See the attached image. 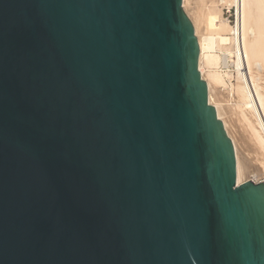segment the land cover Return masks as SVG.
I'll return each instance as SVG.
<instances>
[{"label": "water", "instance_id": "water-1", "mask_svg": "<svg viewBox=\"0 0 264 264\" xmlns=\"http://www.w3.org/2000/svg\"><path fill=\"white\" fill-rule=\"evenodd\" d=\"M183 0H0V264H264Z\"/></svg>", "mask_w": 264, "mask_h": 264}, {"label": "bare ground", "instance_id": "bare-ground-1", "mask_svg": "<svg viewBox=\"0 0 264 264\" xmlns=\"http://www.w3.org/2000/svg\"><path fill=\"white\" fill-rule=\"evenodd\" d=\"M189 1L183 0V5L199 40V67L208 83L209 101L235 145L237 182H264V0H196L194 16L187 10ZM223 5L236 8L234 25L224 18ZM220 85L228 89L223 87L225 100L215 93ZM242 144L248 152L243 158Z\"/></svg>", "mask_w": 264, "mask_h": 264}, {"label": "rangeland", "instance_id": "rangeland-1", "mask_svg": "<svg viewBox=\"0 0 264 264\" xmlns=\"http://www.w3.org/2000/svg\"><path fill=\"white\" fill-rule=\"evenodd\" d=\"M221 8H222V13H223V16H224V18H227V20L230 22V24H232V25H234L235 23H233V22H231V20H233V17L231 16V13H229L227 10H226V8H228L229 10L230 9H233L232 11H234L235 12V14H236V8L234 7V6H228V5H223V6H221ZM187 10H188V12H189V14L191 15V16H194V14H195V10H196V0H190L189 2H187ZM233 12V13H234ZM229 70L231 71V72H234L235 71V68L234 67H230L229 68ZM233 82H235V79H234V81ZM224 86H222L221 87V85H220V87L219 86H217V91L215 92L216 94H217V97L219 98V99H221V100H225V99H227L228 98V96L226 95L227 94V92H228V89L227 88H225L226 90L225 91H227V92H225V91H223L224 90V88H223ZM222 93H221V92ZM220 92V93H219ZM220 95H221V97H220ZM225 97V98H224ZM227 97V98H226ZM223 103L224 104H227L225 101H223ZM231 123L233 122V121H230ZM236 126H234L233 125V127H232V131H234V133H238L237 131H238V129L237 128H235ZM238 135V134H237ZM242 146V147H241ZM241 149V150H240ZM239 150H240V155H242V158H243V156H245V155H247L248 154V152L246 151V153H244V151H245V147H244V144H242V145H239ZM243 151V152H242ZM245 154V155H244ZM248 156V155H247ZM250 177L252 178V177H254V174L252 173L251 175H250ZM263 180H264V178H263Z\"/></svg>", "mask_w": 264, "mask_h": 264}, {"label": "built area", "instance_id": "built-area-1", "mask_svg": "<svg viewBox=\"0 0 264 264\" xmlns=\"http://www.w3.org/2000/svg\"><path fill=\"white\" fill-rule=\"evenodd\" d=\"M226 10L229 12V13H231V16L233 17V20H231V22H233V23H236V14H235V12L234 11H232L233 9H228V8H226ZM234 12V13H233Z\"/></svg>", "mask_w": 264, "mask_h": 264}]
</instances>
